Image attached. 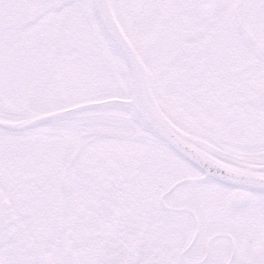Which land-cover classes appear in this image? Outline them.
I'll return each instance as SVG.
<instances>
[{
    "label": "snow or ice",
    "instance_id": "6c2138e0",
    "mask_svg": "<svg viewBox=\"0 0 264 264\" xmlns=\"http://www.w3.org/2000/svg\"><path fill=\"white\" fill-rule=\"evenodd\" d=\"M0 264H264V0H0Z\"/></svg>",
    "mask_w": 264,
    "mask_h": 264
}]
</instances>
